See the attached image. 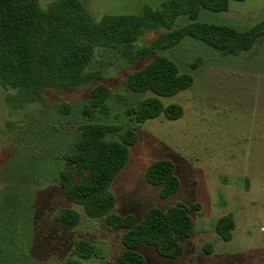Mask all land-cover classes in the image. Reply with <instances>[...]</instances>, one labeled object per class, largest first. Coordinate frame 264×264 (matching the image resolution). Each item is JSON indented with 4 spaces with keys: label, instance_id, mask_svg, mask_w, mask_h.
I'll use <instances>...</instances> for the list:
<instances>
[{
    "label": "rangeland",
    "instance_id": "374dc122",
    "mask_svg": "<svg viewBox=\"0 0 264 264\" xmlns=\"http://www.w3.org/2000/svg\"><path fill=\"white\" fill-rule=\"evenodd\" d=\"M54 0H39L46 9ZM89 14L139 15L145 7L160 9L163 0H80ZM264 20V0H230L228 9H201L197 21L226 24L245 30ZM179 16L174 27L189 23ZM146 32L139 46L161 34ZM88 70L103 74L110 90L109 116L92 119L81 115L91 86L48 93L38 104L14 107L0 87V264H65L74 255V242L87 237L99 248L92 264H110L122 251L123 229H111L104 219L89 218L70 202L58 185L60 155L71 145L76 128L84 123L136 126L137 142L129 159L111 183L118 214L165 210L178 202L189 207L193 234L181 257L160 256L146 244L136 250L146 264H264V40L252 51L222 56L200 40L185 37L165 51L180 72L193 76V83L173 96L160 97L164 105L179 104L181 117L163 115L142 124L125 115L150 92L138 93L126 85L129 73L148 63L124 58L107 63L109 55L97 47ZM197 62L196 67L191 64ZM174 163L179 189L160 198L159 187L145 179L154 161ZM193 204L199 207L195 209ZM64 208L76 210L78 225L70 231L55 223ZM234 220L228 241L216 233L220 217Z\"/></svg>",
    "mask_w": 264,
    "mask_h": 264
},
{
    "label": "trees",
    "instance_id": "16d2710c",
    "mask_svg": "<svg viewBox=\"0 0 264 264\" xmlns=\"http://www.w3.org/2000/svg\"><path fill=\"white\" fill-rule=\"evenodd\" d=\"M230 0H163L160 9L145 7L139 15L105 14L95 20L80 0H54L46 9L39 0H0V87L6 100L16 99L14 107L38 104L48 93L73 87L91 86L81 115L92 119L109 116V86L98 70H88L97 47L109 55L107 63L124 58L127 62L148 63L128 74L127 87L138 93L150 92L137 105L124 113L137 124L163 115L168 120L182 116L179 104L164 105L160 97H168L187 89L193 76L180 72L165 51L185 37L210 46L222 56L252 51L264 40V20L238 30L226 24L197 21L201 9L215 12L228 9ZM190 22L174 27L179 16ZM162 32L152 43L139 46L146 32ZM141 63V62H140ZM139 64V63H138ZM142 64V63H141ZM197 62L191 64L196 67ZM137 142L136 126L84 123L76 128L70 147L60 157L58 185L63 195L79 205L89 218L104 219L111 229H123V249L110 264H146L136 250L141 244L153 247L166 258H179L193 234L194 222L189 207L178 202L165 210L151 207L137 220L135 215L118 214L116 198L110 186L129 159V148ZM146 181L159 187L160 198L175 193L180 182L174 163L168 159L152 162L145 172ZM197 209V204H193ZM80 220L71 208L60 210L55 223L60 230L70 231ZM231 215L220 217L215 231L224 241L232 237ZM74 255L65 264H92L89 260L100 254L87 237L74 242Z\"/></svg>",
    "mask_w": 264,
    "mask_h": 264
}]
</instances>
